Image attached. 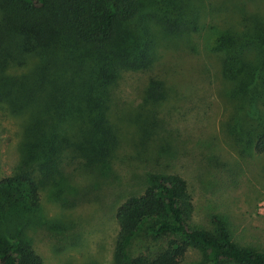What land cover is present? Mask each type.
Masks as SVG:
<instances>
[{"label":"rangeland","instance_id":"obj_1","mask_svg":"<svg viewBox=\"0 0 264 264\" xmlns=\"http://www.w3.org/2000/svg\"><path fill=\"white\" fill-rule=\"evenodd\" d=\"M171 3L169 8L155 3L150 13L142 11L152 25H132L135 32L150 25L158 43L155 64L141 69L115 60L120 66L109 91L111 118L123 140L117 155L99 168L89 162L91 144L82 130L52 131L57 103H46L41 92L22 85L29 82V69L15 61L0 68L13 84L10 93L0 90V180L28 174L42 194L40 210L16 209L0 216V245L28 240L45 264H113L117 210L129 197L143 193L155 173L179 174L187 181L195 208L193 226L212 230V217L221 215L236 243L264 251V156L234 134L242 119L238 116L247 115L255 123V111L252 100L234 99L223 76L226 55L213 42L230 25L238 31L251 16L264 18V0H181L183 21L195 20L198 31L190 32L194 27L180 33L171 32L176 27L168 19L171 14L162 12L173 13ZM259 36L242 57L264 65V35ZM186 39L192 47L184 52V45L190 47ZM126 49L119 50L121 57L136 63ZM153 80L161 92L151 89ZM256 102L264 110L263 101ZM42 112L41 121L37 116ZM121 116L138 121L142 134L133 135L132 126L119 122ZM145 128L151 135L148 142ZM44 135L51 137L41 140ZM163 245L144 231L129 252L154 256ZM201 261L202 254L192 251L186 262Z\"/></svg>","mask_w":264,"mask_h":264},{"label":"trees","instance_id":"obj_2","mask_svg":"<svg viewBox=\"0 0 264 264\" xmlns=\"http://www.w3.org/2000/svg\"><path fill=\"white\" fill-rule=\"evenodd\" d=\"M171 1L173 13L161 10L171 14L168 19L176 26L171 32L194 28L195 20L183 21L181 17V0H0V68L15 61L20 68L29 69V82L23 81L22 85L41 92L46 103H57L52 111L57 114L52 131L63 132L70 127L82 130L91 144L89 162L99 168L117 155L123 140L111 118L109 91L114 70L120 66L115 60L120 58L123 65L141 69L155 64L151 62L158 43L150 34L152 24L142 11L150 13L156 8L155 3L169 8ZM248 19L238 31L230 25L217 32L213 42L216 50L226 55L223 76L232 85L234 99L252 100L250 108L255 111V123L247 115L238 116L242 119L234 132L235 139H246L249 148L264 156V110L256 106L258 98L264 103V65L242 57L245 48L260 41L259 34L264 35V18L256 14ZM138 21L150 25L143 24V31L135 32L132 25ZM193 30L198 28L190 32ZM185 41L190 47L184 45V52L192 47L191 41ZM124 48L129 58L136 57V63L121 57L119 50ZM0 74V90L10 93L12 80ZM158 83L153 80L150 87L161 92ZM45 107V112H49ZM28 118L31 129L36 130L34 118ZM119 122L132 126L133 135L142 134L138 121L121 116ZM144 132L148 142L150 132ZM49 137L44 135L41 140ZM54 150L55 147L50 150L52 156ZM147 151L153 153L150 146ZM149 178L145 191L126 199L117 210L119 232L113 264H188L192 251L203 257V261L193 264H264V251L236 243L221 215L212 217V230L192 225L195 208L189 185L181 175L153 173ZM41 207L38 182L30 175L17 174L0 180V216L11 210L38 211ZM144 231L164 242L154 256L129 252L133 241ZM0 264L45 262L28 240L18 238L0 245Z\"/></svg>","mask_w":264,"mask_h":264}]
</instances>
